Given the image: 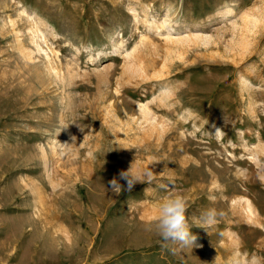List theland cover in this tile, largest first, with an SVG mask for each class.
<instances>
[{
  "label": "rangeland",
  "instance_id": "374dc122",
  "mask_svg": "<svg viewBox=\"0 0 264 264\" xmlns=\"http://www.w3.org/2000/svg\"><path fill=\"white\" fill-rule=\"evenodd\" d=\"M130 168L131 191L108 188ZM168 195L198 247L155 232ZM253 258L264 0H0V264Z\"/></svg>",
  "mask_w": 264,
  "mask_h": 264
},
{
  "label": "clouds",
  "instance_id": "9594fccd",
  "mask_svg": "<svg viewBox=\"0 0 264 264\" xmlns=\"http://www.w3.org/2000/svg\"><path fill=\"white\" fill-rule=\"evenodd\" d=\"M81 130L83 131V129ZM148 175L151 176L152 173H148ZM121 181H124L125 184H122ZM137 182H139V176L133 173L130 168L127 171L122 170L117 176H114L108 182V188L116 193L121 190L131 191ZM186 212L187 202L181 195H168L160 202L154 230L165 242V247L168 246V242L178 244L180 247L199 246L195 244L197 237L192 233V224L189 222ZM217 215L215 209H207L201 214L200 222L210 225L215 222ZM252 264H258V261L253 258Z\"/></svg>",
  "mask_w": 264,
  "mask_h": 264
}]
</instances>
